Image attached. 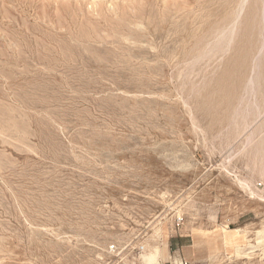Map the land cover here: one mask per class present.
<instances>
[{"label": "rangeland", "instance_id": "374dc122", "mask_svg": "<svg viewBox=\"0 0 264 264\" xmlns=\"http://www.w3.org/2000/svg\"><path fill=\"white\" fill-rule=\"evenodd\" d=\"M263 4L0 0V264H264Z\"/></svg>", "mask_w": 264, "mask_h": 264}, {"label": "bare ground", "instance_id": "6f19581e", "mask_svg": "<svg viewBox=\"0 0 264 264\" xmlns=\"http://www.w3.org/2000/svg\"><path fill=\"white\" fill-rule=\"evenodd\" d=\"M263 1V3H264V0H262ZM243 3V2H242ZM241 3V4H242ZM264 5V4H263ZM262 8V7H261ZM241 13V12H240ZM261 13H263L262 12V10H261ZM240 15V14H239ZM264 15V14H263ZM261 17H263L262 15H261ZM264 19V18H263ZM262 19V20H263ZM226 31V30H225ZM264 32V31H263ZM230 40V39H229ZM263 47V46H262ZM245 228V227H244ZM233 231V230H232ZM239 230H237V232H238ZM236 232V231H235ZM239 234H240V232H238ZM237 235V234H236ZM262 240V239H261ZM143 252H144V254L141 256V259H142V261H141V263L140 264H160L161 263V260H160V256H161V254H160V251H159V248H154L152 251H145V250H143ZM170 260H171V258H170ZM172 264H181V261L178 259V258H175L174 257V259H172Z\"/></svg>", "mask_w": 264, "mask_h": 264}, {"label": "crops", "instance_id": "0c3cea01", "mask_svg": "<svg viewBox=\"0 0 264 264\" xmlns=\"http://www.w3.org/2000/svg\"><path fill=\"white\" fill-rule=\"evenodd\" d=\"M180 248L182 249V248H185V247L181 246ZM179 251H180V250L177 249L176 252H175L174 254L178 253ZM168 259L170 260V258H166V256L163 257V260H164V261H165V260H168ZM171 264H172V262H171Z\"/></svg>", "mask_w": 264, "mask_h": 264}, {"label": "built area", "instance_id": "2783aa9c", "mask_svg": "<svg viewBox=\"0 0 264 264\" xmlns=\"http://www.w3.org/2000/svg\"><path fill=\"white\" fill-rule=\"evenodd\" d=\"M143 250H144V247H143V246H140V247L138 248V251H139V252H143ZM181 264H183V262H181Z\"/></svg>", "mask_w": 264, "mask_h": 264}]
</instances>
